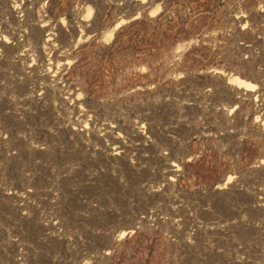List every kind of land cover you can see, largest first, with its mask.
Returning <instances> with one entry per match:
<instances>
[{"label": "rangeland", "instance_id": "rangeland-1", "mask_svg": "<svg viewBox=\"0 0 264 264\" xmlns=\"http://www.w3.org/2000/svg\"><path fill=\"white\" fill-rule=\"evenodd\" d=\"M0 264H264V0H0Z\"/></svg>", "mask_w": 264, "mask_h": 264}, {"label": "bare ground", "instance_id": "bare-ground-1", "mask_svg": "<svg viewBox=\"0 0 264 264\" xmlns=\"http://www.w3.org/2000/svg\"><path fill=\"white\" fill-rule=\"evenodd\" d=\"M234 80L236 81V83H237L238 85H243V86H249V85H251L250 82L245 81V80L240 79V78H236V77H235Z\"/></svg>", "mask_w": 264, "mask_h": 264}]
</instances>
